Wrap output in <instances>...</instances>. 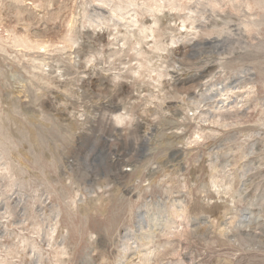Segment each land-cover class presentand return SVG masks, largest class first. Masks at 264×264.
<instances>
[{
	"label": "rangeland",
	"instance_id": "1",
	"mask_svg": "<svg viewBox=\"0 0 264 264\" xmlns=\"http://www.w3.org/2000/svg\"><path fill=\"white\" fill-rule=\"evenodd\" d=\"M0 264H264V0H0Z\"/></svg>",
	"mask_w": 264,
	"mask_h": 264
}]
</instances>
